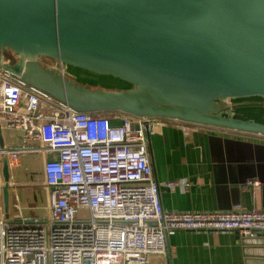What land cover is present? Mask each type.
<instances>
[{"label": "water", "instance_id": "95a60500", "mask_svg": "<svg viewBox=\"0 0 264 264\" xmlns=\"http://www.w3.org/2000/svg\"><path fill=\"white\" fill-rule=\"evenodd\" d=\"M0 69L76 113L264 137V121L235 104H264V0H0ZM7 149L0 128L4 210Z\"/></svg>", "mask_w": 264, "mask_h": 264}, {"label": "built area", "instance_id": "2783aa9c", "mask_svg": "<svg viewBox=\"0 0 264 264\" xmlns=\"http://www.w3.org/2000/svg\"><path fill=\"white\" fill-rule=\"evenodd\" d=\"M108 115L76 113L0 69V128L23 130L8 166L39 151L47 190L44 216L0 220V264H150L173 255L167 237L177 231L264 236V209H164L148 156L160 118Z\"/></svg>", "mask_w": 264, "mask_h": 264}, {"label": "crops", "instance_id": "0c3cea01", "mask_svg": "<svg viewBox=\"0 0 264 264\" xmlns=\"http://www.w3.org/2000/svg\"><path fill=\"white\" fill-rule=\"evenodd\" d=\"M110 121L118 124L120 118ZM22 135V129L3 128V145L18 148ZM148 152L166 210L264 209V137L211 127L193 129L192 124L158 119ZM42 161L39 151H31L19 154L16 164L8 166L7 210L0 161V220L20 222L44 216L47 190ZM254 180L258 185L244 184ZM262 243L244 245L235 231H177L167 237L173 255L153 258L150 264H257L264 253Z\"/></svg>", "mask_w": 264, "mask_h": 264}, {"label": "rangeland", "instance_id": "374dc122", "mask_svg": "<svg viewBox=\"0 0 264 264\" xmlns=\"http://www.w3.org/2000/svg\"><path fill=\"white\" fill-rule=\"evenodd\" d=\"M68 71H69L68 74L70 76H73L74 75L73 71H77V70L76 69H69ZM75 75H76V73H75ZM75 75L73 77H76V79L82 80L84 82L91 83L92 85H97V86L101 85V86H109V87L124 85V84L119 83V82H118L119 84L118 83H114V82L106 83V82L103 81L104 78H100V77H98V79L89 80V79H85V78L81 79L80 77H77ZM235 104H236V107H237L236 108V112L238 113V115L240 117L254 118V119H257V120H260V121H264V104H262L263 107L254 106L251 103H249L248 100H241V101L237 100V101H235ZM261 108H263V109H261ZM108 116H109V118L111 120L118 119V118L121 117V115L113 114V113L109 114ZM131 122L134 125L135 120L132 119Z\"/></svg>", "mask_w": 264, "mask_h": 264}]
</instances>
